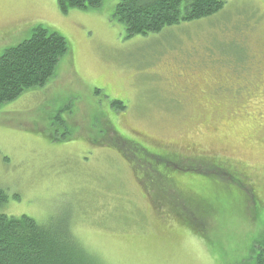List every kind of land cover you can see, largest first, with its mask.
I'll return each mask as SVG.
<instances>
[{
    "label": "rangeland",
    "instance_id": "374dc122",
    "mask_svg": "<svg viewBox=\"0 0 264 264\" xmlns=\"http://www.w3.org/2000/svg\"><path fill=\"white\" fill-rule=\"evenodd\" d=\"M127 37L119 0H0V58L58 32L43 88L0 109L8 216L68 218L102 264H256L264 249V0ZM122 102L124 109L114 106Z\"/></svg>",
    "mask_w": 264,
    "mask_h": 264
},
{
    "label": "trees",
    "instance_id": "16d2710c",
    "mask_svg": "<svg viewBox=\"0 0 264 264\" xmlns=\"http://www.w3.org/2000/svg\"><path fill=\"white\" fill-rule=\"evenodd\" d=\"M113 19L129 39L161 33L180 24L208 19L224 9L222 0H119ZM62 13L98 9L104 0H57ZM68 40L35 26L31 39L7 49L0 58V109L27 90L45 87L68 55ZM124 109L123 103H113ZM9 196L0 189V264H102L75 237L68 218L39 223L28 216H7ZM256 264H264V249Z\"/></svg>",
    "mask_w": 264,
    "mask_h": 264
}]
</instances>
